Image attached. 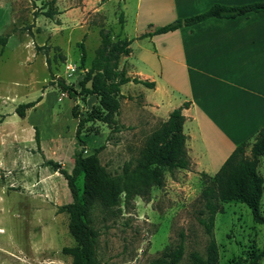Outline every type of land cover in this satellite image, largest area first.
Returning a JSON list of instances; mask_svg holds the SVG:
<instances>
[{"label": "rangeland", "instance_id": "rangeland-1", "mask_svg": "<svg viewBox=\"0 0 264 264\" xmlns=\"http://www.w3.org/2000/svg\"><path fill=\"white\" fill-rule=\"evenodd\" d=\"M120 7V0H0V37L6 38V44H0V264L72 262L62 253L75 245L69 216L58 210L72 198L66 179L48 161L71 174L77 154L87 158L98 150L100 165L118 176L136 166L162 124L148 125L136 91L135 101L118 99L111 123L85 124L79 136L82 145L75 138L78 119L72 117V107L78 115L92 108L99 111L100 98L87 96L84 104L78 96L69 98L56 82L61 79L79 92L101 36L107 35L113 46L120 44ZM127 90L133 93L130 87L123 92ZM29 102L36 104L20 118L15 109ZM251 143L246 142L248 158ZM258 172L264 181V155ZM214 175L196 170L192 163L186 170L164 169L160 186L130 198L121 193L118 204L108 207L101 188H90L89 182L98 183L94 170L81 173L76 187L79 197L92 204L87 219L97 233L100 264L168 263L180 246L183 252L176 264H196L193 254L205 259L210 238L200 223L207 217L202 191L215 185ZM218 203L213 264H250L251 253L264 246V224L254 222L242 203ZM260 204L264 216V191ZM257 264H264V257Z\"/></svg>", "mask_w": 264, "mask_h": 264}, {"label": "crops", "instance_id": "crops-1", "mask_svg": "<svg viewBox=\"0 0 264 264\" xmlns=\"http://www.w3.org/2000/svg\"><path fill=\"white\" fill-rule=\"evenodd\" d=\"M259 2L264 0H120L123 37L132 40L120 68L127 77L154 83L147 88L128 82L120 87L121 98L135 101L139 92L148 125L167 121L187 104L185 148L200 172L214 175L239 144L251 143L264 127V13L154 32L216 4ZM145 34L153 35L140 38ZM128 87L133 93L123 92Z\"/></svg>", "mask_w": 264, "mask_h": 264}, {"label": "trees", "instance_id": "trees-1", "mask_svg": "<svg viewBox=\"0 0 264 264\" xmlns=\"http://www.w3.org/2000/svg\"><path fill=\"white\" fill-rule=\"evenodd\" d=\"M249 13H264V2L253 3L243 6L228 7L222 5H213L204 13L196 16L178 20L174 24L167 25L157 29L154 34L167 33L181 26L191 27L208 19H233L244 16ZM121 25L118 30L120 44L113 46L107 35L101 36V42L95 50L94 58L90 63L85 76L79 82L80 90L77 92L73 87L68 86L59 79L56 84L67 93L69 98L76 96L85 104L86 97L96 95L100 98V110L86 111L84 115H78L75 112L76 106L72 107L71 115L78 119L75 138L78 145H82L80 133L85 124L90 122L111 123L112 115L119 109L118 99L120 87L128 82L141 84L147 88H153V82L130 78L126 76L125 70L120 68V58L127 57L130 53L129 46L132 40L123 37L122 26L123 16L119 17ZM153 34L140 36L147 37ZM0 44H6V38L0 37ZM81 61L84 62L85 51L81 43ZM42 48H39V50ZM51 77L54 75L50 72ZM53 81V80H52ZM88 83L90 86H87ZM106 97V98H105ZM101 99H103L101 101ZM35 102L20 104L15 113L24 117L26 109L33 108ZM184 106L174 109L161 126L154 131L141 154V158L132 170L125 169L118 176H112L106 172L100 165L96 156L98 150L87 158H82L79 154L75 156L71 174L60 168L59 164L48 161L47 164L54 171L61 174L67 181V187L70 191L72 202L58 208L60 213H66L69 216L68 231L74 240L75 245L64 247L62 253L69 255L72 259L71 264H100L96 258L95 246L97 233L88 222V214L92 204L84 202L78 194L76 180L81 173L87 174V171L94 170L98 183L89 182L90 188L95 190L101 188L102 202L105 206L114 207L119 202V195L123 193L130 198L140 194L152 186L162 184V172L164 169L173 171L175 169H188L190 160L185 148L186 136L183 133L184 116L182 109ZM35 140L38 143V130H35ZM246 142L239 144L230 156L225 160L220 169L215 173L214 186H207L202 191V197L205 199L204 209L207 213L205 219L200 220L209 236L207 247V257H201L193 254L192 258L196 264H213L217 257V246L213 238L212 229L214 226V216L219 212L218 202H239L246 205L252 215L253 221L258 224H264V216L261 213V198L264 190L263 179L257 172L259 158L264 155V127H262L253 137L250 157L245 156ZM94 193V192H92ZM92 197L93 194H90ZM181 246L172 255L170 262L163 264H176L182 256ZM264 257V246L258 252H252L249 260L250 264H257ZM234 264H241L239 261Z\"/></svg>", "mask_w": 264, "mask_h": 264}, {"label": "built area", "instance_id": "built-area-1", "mask_svg": "<svg viewBox=\"0 0 264 264\" xmlns=\"http://www.w3.org/2000/svg\"><path fill=\"white\" fill-rule=\"evenodd\" d=\"M75 68L74 67H70V66H67V71H71L70 73L74 72Z\"/></svg>", "mask_w": 264, "mask_h": 264}, {"label": "bare ground", "instance_id": "bare-ground-1", "mask_svg": "<svg viewBox=\"0 0 264 264\" xmlns=\"http://www.w3.org/2000/svg\"><path fill=\"white\" fill-rule=\"evenodd\" d=\"M1 232V231H0Z\"/></svg>", "mask_w": 264, "mask_h": 264}]
</instances>
